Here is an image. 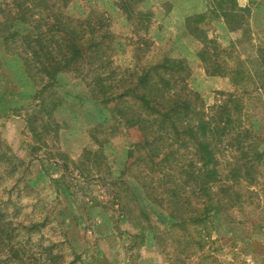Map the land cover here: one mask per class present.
<instances>
[{"label": "rangeland", "instance_id": "1", "mask_svg": "<svg viewBox=\"0 0 264 264\" xmlns=\"http://www.w3.org/2000/svg\"><path fill=\"white\" fill-rule=\"evenodd\" d=\"M119 1L86 3L105 13L122 43L117 66L187 56L189 85L205 111L225 106L221 114L234 129L218 134L223 141L212 151L214 173L205 190L229 186L228 204L197 222L181 223L180 213L173 225L177 221L142 187L148 146L140 135L122 125L111 134L106 128L113 120L102 127L89 89L71 74L34 99L41 82L36 87L21 57L6 55L0 44V149L27 168L14 179L0 161V219L39 221L30 230L18 228L16 239H30L34 252L60 243L54 252L68 261L75 252L81 258L75 264H264V0H129L145 24L139 32ZM146 39L149 51L137 64L134 54ZM138 157L143 162L131 166ZM136 173L143 176L138 180Z\"/></svg>", "mask_w": 264, "mask_h": 264}, {"label": "trees", "instance_id": "2", "mask_svg": "<svg viewBox=\"0 0 264 264\" xmlns=\"http://www.w3.org/2000/svg\"><path fill=\"white\" fill-rule=\"evenodd\" d=\"M120 1L119 8L126 14L133 31L139 32L145 24L136 19L132 2ZM87 2L0 0V44L5 54L20 56L26 77L36 87L41 82L34 99L61 75L71 74L89 89V101L101 114L102 127L113 120L106 128L111 134L122 125L127 132L131 130L140 135L148 146L143 160L148 170L142 187L147 198L161 204L172 221H177L173 225L179 224V219L181 223L189 219L197 222L212 210L220 211V207L228 204L231 188L221 186L209 194L205 186L214 173L210 168L212 151L223 141L218 134L227 128L234 129L232 120L221 114L225 106L213 105L212 114L205 111L200 93L189 85L193 67L187 56L165 54L145 66H117L114 56L120 52L122 43L116 42V34L105 13L87 7ZM147 40L134 54L137 64L149 51ZM200 52L198 56L205 60L204 53ZM0 161L6 164L14 179L17 172L27 170L6 148L0 149ZM137 161H141L140 157L131 166ZM129 168L128 172L133 175ZM142 176L143 173L134 178L139 180ZM126 188L135 193L134 187ZM122 200L129 208L127 196ZM196 201L202 202V206L196 207ZM180 213H183L181 217L175 218ZM140 214L146 217L143 209ZM38 223L19 225L13 220L0 219V264H12L14 260L15 264H75L76 259H81L75 252V259L69 261L59 249L55 253L54 247L60 245L57 242L34 252L29 247L30 239H16L18 228L30 226L27 228L30 230Z\"/></svg>", "mask_w": 264, "mask_h": 264}]
</instances>
